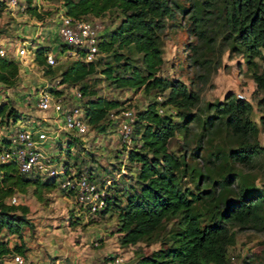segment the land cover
Instances as JSON below:
<instances>
[{
	"label": "rangeland",
	"instance_id": "1",
	"mask_svg": "<svg viewBox=\"0 0 264 264\" xmlns=\"http://www.w3.org/2000/svg\"><path fill=\"white\" fill-rule=\"evenodd\" d=\"M21 1L26 3V0ZM34 2L37 4L36 15H32L35 12L29 10L25 12L26 18L20 19V22L30 30L37 25V20L33 21L34 17L43 21V24L57 26L60 14L64 11L63 0ZM169 2L172 11L166 15L165 26L159 31V44L164 57L160 74L185 81L200 94V100L189 108L183 109L177 105L179 110L191 116L169 144L171 151L185 158V164L179 171L181 184L184 188L196 191L216 189L219 195L215 203L219 207H224L227 197L236 196L242 186L249 185L264 193V151L249 164L234 161L229 156L232 148L245 142H257L264 146V129L260 124V118L264 115V87L255 80V74L264 71V60L257 57L256 63H248L246 56L236 49L235 39L229 36L219 13L223 8L222 1L212 8L213 12L208 10L209 13H206L209 28V36L206 37L195 31L194 26L197 25L192 17L194 6L202 3V0ZM123 16L115 8L100 16H90L89 19L100 26L104 37L119 25ZM11 17L7 18L6 24L12 23ZM0 28H4L5 33L13 39L6 43L0 40V44L4 45L8 56L17 57L20 62L17 54L23 40L36 42L37 38L34 39L29 32L21 34L11 25ZM40 44H52V50L56 52L62 43L55 36L52 41L42 40ZM119 50L130 54L136 64L143 66L142 53L128 48ZM114 51L115 48L110 52H100L96 60L97 71L90 74L88 82L96 88L97 95L119 99L121 106L110 111L105 120L93 124L86 141L75 137L70 146L65 141L61 144V141L53 147L49 143L47 148L60 154L63 160L70 161L79 172H88L100 185L109 183V196L112 200L117 196L123 205L127 190L138 185L136 179L140 164L129 159V153L119 138L118 118L114 111L121 114V110L130 107L138 113L155 100L159 92L163 93V98H167L170 88L163 92H147L143 87L118 88L102 72L106 62L114 60ZM72 60L59 58L58 64L51 67L50 71L47 64L35 62L26 70L20 63L18 79L7 89L11 92L10 104L24 120L32 122L45 116V112L37 107L33 92L45 79L57 86L62 71ZM232 93L251 99L250 116L258 124L257 133H236L222 118L214 126L208 124L209 117L216 113L211 104L225 101ZM94 97H84V104ZM175 119L181 120L182 116L177 115ZM138 143L140 141L135 139L133 146ZM231 172L236 173V180L223 188L219 180ZM20 204H27L30 208L28 216L31 223L25 227L23 234L33 254L32 262L36 264H48L50 261L56 264H99L110 255L120 256L123 264H129L140 254L160 248L177 224L176 218L169 219L155 233L138 243L123 244L120 240L123 232L119 230L120 206L113 204L105 216L98 211L80 210L74 199L58 185L44 191L41 198L34 193V186L30 185L25 193L20 194ZM208 207L210 204H201L202 209ZM93 219L96 220L94 223H88ZM230 228L235 238L228 245V260L225 264H264V226L259 228L230 223ZM16 241L18 239H14Z\"/></svg>",
	"mask_w": 264,
	"mask_h": 264
},
{
	"label": "trees",
	"instance_id": "2",
	"mask_svg": "<svg viewBox=\"0 0 264 264\" xmlns=\"http://www.w3.org/2000/svg\"><path fill=\"white\" fill-rule=\"evenodd\" d=\"M34 1L26 0L24 12L34 11L32 15L35 16L37 4ZM220 1L223 2V8L219 13L224 19L229 36L235 39L236 49L246 56L248 63H256L257 57L264 60V0H202V3L194 6L192 13L194 24L197 25L194 26L195 31L200 36H209L206 13H209L208 10L213 12L212 8ZM63 2L65 13L74 16L90 18L115 8L124 15L119 25L106 34L109 37H103L102 34L99 42L100 52H110L115 48L114 60L106 62L102 69L106 79L118 88L143 87L147 92H163L170 88L168 97L163 101L158 100L159 92L145 109L136 112L133 135L134 142L138 139L140 144L130 149L129 159L140 164L136 179L138 185H133L127 190L123 205L117 196L112 200L108 193L106 206L98 211L100 215L105 216L113 204L120 206L119 230L123 232L120 239L123 244H136L155 233L169 219L176 218L175 228L160 248L140 254L129 264H225L228 260V245L235 238L230 223H238L240 226L255 225L259 228L264 226V193L249 185L242 186L236 196L227 197L224 207H219L215 203L219 195L216 189L196 191L189 187L184 188L181 184L179 171L185 164V158L184 155L171 151L169 144L177 131L186 126L191 116L179 110L177 105L183 109L189 108L200 100V94L185 81L160 74L164 57L159 44V31L165 26L166 15L172 11L169 0ZM8 6V0H0V13ZM3 33L4 28H0V37ZM37 45L35 62L47 64V53L52 50V44ZM66 46L61 44L60 48ZM124 48L142 53L143 66L136 64L130 54L120 52L119 49ZM48 67L50 71L53 66ZM19 70L18 60L8 55H0L1 82L12 86L18 79ZM95 71L96 60L86 62L73 59L62 71L61 78L64 83L81 84L80 89L84 97L95 95L85 103L92 126L105 120L110 111L118 109L122 104L119 99L97 95L96 88L88 82V77ZM255 80L259 86L264 87V71L255 74ZM160 103L175 107L177 113H160ZM211 105L216 113L207 121L210 126L216 125L222 118L236 133L249 135L258 132V124L250 116V98L238 97L232 93L225 101ZM0 115L6 117L5 119L22 117L10 101L0 103ZM177 115H181L182 119L176 120ZM260 124L264 129V115L260 118ZM263 151L264 146L257 142H245L232 148L229 156L234 161L249 164ZM65 162L70 163L68 160ZM57 180L21 172L13 162H0V264H5L6 258H11L15 252L27 256L29 250L24 243L11 246L10 235L22 236L24 228L30 225L31 220L28 216L29 206L12 203L10 198L14 194L25 193L30 185L34 186V193L41 198L44 191L57 185L61 187L60 181ZM234 180L236 173L231 172L219 180V183L226 188L232 185ZM201 204H210V207L202 209ZM95 221L93 219L88 223ZM29 264L36 263L30 261Z\"/></svg>",
	"mask_w": 264,
	"mask_h": 264
},
{
	"label": "built area",
	"instance_id": "3",
	"mask_svg": "<svg viewBox=\"0 0 264 264\" xmlns=\"http://www.w3.org/2000/svg\"><path fill=\"white\" fill-rule=\"evenodd\" d=\"M9 6L18 7L24 12L27 4L21 0H9ZM56 26V37L66 48H60L47 53V64L55 66L59 58L80 59L86 62L97 60L100 54L99 42L101 40L100 26L84 16H74L63 11ZM45 40L47 36L36 35ZM19 47L20 63L31 67L35 63L37 43L28 42L27 39ZM29 43L30 45H25ZM0 55H7L5 48H0ZM53 81V80H52ZM57 87V88H56ZM57 91H54V89ZM71 89V92H69ZM37 107L45 112L43 118L32 122L8 118L0 115V162H13L21 172L35 173L42 178H57L66 195L71 196L80 210L97 212L106 206V195L109 193V183L100 185L88 172H79L74 164L66 163L52 149L56 144L65 141L67 145L78 137L87 140L92 125L89 121L87 108L83 102L84 95L78 85L64 83L59 80L54 86L50 80L45 79L43 84L37 86L33 92ZM6 102L10 101L9 95ZM161 102L163 95L158 96ZM162 114H176L173 106H158ZM119 138L129 153L134 143V122L136 112L125 107L118 113ZM10 201L20 203V195L14 194ZM11 264H29L28 256L15 252L11 255ZM48 264H56L50 261ZM99 264H123L120 256H106Z\"/></svg>",
	"mask_w": 264,
	"mask_h": 264
},
{
	"label": "crops",
	"instance_id": "4",
	"mask_svg": "<svg viewBox=\"0 0 264 264\" xmlns=\"http://www.w3.org/2000/svg\"><path fill=\"white\" fill-rule=\"evenodd\" d=\"M10 15H13V16L11 17ZM10 17H11L12 23L6 24L7 18H10ZM22 18H26L25 12L19 11L16 7L8 6V8L2 12V16L0 17V26L3 27V26H10L11 25V27L13 29H16L21 34H28V32L31 33V35H33L34 39L36 38V35L47 36V38L45 40L49 39L50 41H52L55 38V36H56V25L55 24L52 26H49L48 24H43L44 23L43 21H40L39 19H36V17H34L33 21L37 20L36 21L37 25L36 26L34 25L32 30H30V28H27V26H25L23 23L20 22V19H22ZM0 40L6 43L7 41H10L13 39L7 33H3V35L0 37ZM40 41H42L41 37H39V38L37 37L36 43H40ZM2 47L5 48L4 45H2V43H1L0 48H2ZM17 56H19V55L17 54ZM15 59L19 61V59L17 57H15ZM23 68L28 70L31 67L23 66ZM7 87L8 86L6 84H4L3 82L0 81V103L6 102L3 100H6V98H7L6 96L10 95V93H11L10 90L7 89ZM24 231H25V228L23 230V233H24ZM23 233H22V236H19L17 234H11L10 235L12 247L16 243H24L28 247L26 238H24ZM14 239H18V241L14 242ZM36 252L39 253L38 251H36ZM27 256L29 257L30 261H33L32 259H34V258H32L33 254H32V252H30V249L27 251ZM10 259H11L10 257L6 258L5 264H11Z\"/></svg>",
	"mask_w": 264,
	"mask_h": 264
}]
</instances>
